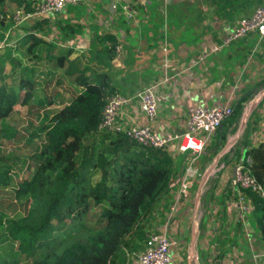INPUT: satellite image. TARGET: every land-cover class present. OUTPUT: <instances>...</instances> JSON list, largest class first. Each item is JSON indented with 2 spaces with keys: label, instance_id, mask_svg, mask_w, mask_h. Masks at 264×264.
Here are the masks:
<instances>
[{
  "label": "crops",
  "instance_id": "1",
  "mask_svg": "<svg viewBox=\"0 0 264 264\" xmlns=\"http://www.w3.org/2000/svg\"><path fill=\"white\" fill-rule=\"evenodd\" d=\"M131 3L135 21L130 25L119 9L111 10V0H84L45 20L43 31L36 35L54 43L53 51L61 56L87 51L81 69L86 65L90 77L106 75L115 93L126 99H134L141 91L161 83L156 94L158 117L152 125L162 135L184 133L189 110L194 106L212 107L228 100L235 105L243 100L241 118L226 130V148L236 143L237 156L229 149L217 156L206 150L192 168L196 186L174 210L178 176L184 159L191 156L184 157L185 153L175 147L169 150L178 167L177 179L149 218L146 239L147 234L165 232L174 243L173 264H264V239L256 228L253 212L243 216L236 210L230 188L240 159L264 143V42L259 43L257 35L250 34L200 60L205 52L221 46L240 20L264 6V0ZM30 23L28 27L34 24ZM24 31L14 35L16 40L26 35ZM117 44H122L120 54L110 51ZM75 59L80 58L72 60ZM40 63L37 74L41 72ZM41 78H35L37 86L41 85ZM118 122L122 130L148 124L136 99L123 107ZM234 134L241 136L238 142L230 140ZM218 136L219 132L213 139ZM224 154H230L228 159L221 157ZM146 239L137 251L123 249L117 264H139Z\"/></svg>",
  "mask_w": 264,
  "mask_h": 264
},
{
  "label": "trees",
  "instance_id": "2",
  "mask_svg": "<svg viewBox=\"0 0 264 264\" xmlns=\"http://www.w3.org/2000/svg\"><path fill=\"white\" fill-rule=\"evenodd\" d=\"M12 1L24 12L31 11L28 0ZM4 3L0 0V16L5 19ZM44 24L34 21L19 39V46L24 49L19 56L26 60L22 68L19 60L13 69L16 73L20 68V81L16 82L19 90L14 84H6L5 79L10 76L0 68V121L13 112L15 105L30 103L37 87L33 79L44 73L37 74V64L54 57L56 45L36 35L43 31ZM3 40L0 31V42ZM110 51H115L113 46ZM12 53L9 50L8 55ZM69 55H58L54 66L72 77V99L46 115L48 123L39 129L44 142L34 154L36 166L31 177L14 180L24 171V160L14 166H0V188L16 189V198L26 200L25 213L8 218L0 236V240L11 238L21 258L0 264H117L123 249L134 252L141 248L148 220L176 178L178 167L169 150L143 147L123 131L98 129L106 96L115 94V89L104 74H96L93 79L85 77L87 66L74 69L72 62L63 70ZM54 75L52 71L47 73V77ZM22 90L27 91L25 98L19 94ZM242 111L240 100L218 130L219 139L212 138L214 148L226 143V130L237 124ZM247 157L251 159L250 173L264 188V143L248 150ZM13 169L18 172L11 174ZM98 175L99 180L92 182ZM247 195L255 206L251 215L264 239V198L251 191ZM97 208L104 221L101 229L92 226L88 218Z\"/></svg>",
  "mask_w": 264,
  "mask_h": 264
},
{
  "label": "built area",
  "instance_id": "3",
  "mask_svg": "<svg viewBox=\"0 0 264 264\" xmlns=\"http://www.w3.org/2000/svg\"><path fill=\"white\" fill-rule=\"evenodd\" d=\"M28 1L33 4L31 11L24 12L23 9H18L16 18L20 19L19 23L28 22L27 20H48L64 12L68 6L78 5L84 0ZM131 1L145 0H111V10L117 12L121 8L129 25L135 21V11ZM250 34H256L259 43L264 42V6L258 7L251 16L240 20L234 30L224 37L222 45L213 47L210 52H205L200 60H205L211 53L218 52L223 47H228L233 42ZM115 50L116 53L120 54L122 44H117ZM164 52H166L165 49ZM164 62V65H166L167 61L164 60ZM160 85L161 83L153 84L134 98L141 104L142 112L148 120V124L136 125L127 130H122L118 122L121 110L134 99H126L115 93L106 96V104L98 129L100 131H123L131 140L143 147L167 150L175 147L180 153L190 154L191 157L186 160L178 176V190L172 208L174 210L183 200L189 198L192 188L196 186L197 179L192 174L193 165L204 154L206 147L223 123L233 114L234 104L228 100L216 103L212 107L194 106L189 110L184 133L162 135L152 125L158 117L156 94ZM250 164L251 159L249 157L240 159L235 166L230 181V188L235 199L234 207L243 216L255 210V206L248 198L247 192H255L264 198V188L258 184L250 173ZM173 245L174 243L165 232L147 234L146 249L139 257V264H173L171 254Z\"/></svg>",
  "mask_w": 264,
  "mask_h": 264
},
{
  "label": "rangeland",
  "instance_id": "4",
  "mask_svg": "<svg viewBox=\"0 0 264 264\" xmlns=\"http://www.w3.org/2000/svg\"><path fill=\"white\" fill-rule=\"evenodd\" d=\"M30 5L32 6L33 4L30 3ZM90 7H93V5H90ZM18 9L19 8L13 3L12 0H5L3 8L5 19L0 16V20H3L2 25L0 23V31L4 35V40L0 42V60L2 61H0V68L3 69L2 73L4 75L10 76L5 79L6 84H14L13 86L16 88V90H19V86L16 85V82L20 81V68L25 65L26 60L19 56V51H24V49L19 46V39L16 40L14 35L24 29L31 28L32 26L28 27L29 24H32L30 22H34L31 20L28 22L19 23L20 19L16 18ZM120 13L123 14L122 11ZM57 22L61 23L62 20L58 19ZM62 26L69 27L70 25L62 24ZM44 40L49 42L48 38ZM15 43L18 44L15 46ZM16 48L18 49L16 50ZM9 50H13L11 55H8ZM53 54L54 57L49 62L45 61L40 63V70L44 72L41 76H39L40 78L42 77L40 79L42 83L41 85L37 86L30 103L28 105H21V103L15 105L13 112L5 120L0 121V156L2 157L0 166H14L16 163H18V161H26V167L24 171L18 173L20 178L18 179L19 176L14 178L16 182L30 178L31 174L34 172L36 166L33 159L34 154L40 149L44 142V134L39 132V129L43 128L48 123L46 115L55 113L58 109L63 107V105L72 99L71 92L75 88V85L71 83L72 77L65 76L62 70H56L54 62H56L58 55L60 56V52L57 51L55 53V51H53ZM76 57L80 58L81 60H72ZM85 59H87V51L68 56V60L64 62L63 70H66L72 62L74 63L72 66L74 69L76 66L77 68H80L83 60L85 61ZM19 60H21L22 65H20V68H18L15 73L13 71L14 65H18ZM48 71H52L53 73H56V75L47 77ZM85 73V77H89V75H87V71ZM26 78L27 76L25 75L24 79ZM33 80L38 82V79ZM26 93L27 91L25 90L19 92L21 98H25ZM40 102H42V105ZM240 137L241 136L238 137L237 134H234L230 137V140L232 139L233 142L235 140L238 142ZM230 146L232 147L226 148L225 143H223L216 149L214 148L213 142L211 141L210 146H208L205 151L207 150L206 152L208 154L212 153L213 156H217L219 154L222 155V152L229 149L228 151H234L235 156H237L236 143H230ZM187 154L188 153L182 155L185 157ZM225 155L226 154L221 157L228 159L230 154L227 156ZM185 161L186 159H184V162ZM15 172H18V170L13 169L11 174ZM99 178L100 175L93 177L92 182H97ZM14 190L16 189L0 188V236L4 233V228L8 218H13L17 215L25 213L26 211V200H18L14 194ZM101 214V209L97 208L88 215L90 224L95 226L96 229H101L103 226L104 221L99 218ZM17 250V247L13 246L11 242V238L7 236L3 237L0 240V263L4 261L10 262L12 261L11 259L21 258L20 255H17Z\"/></svg>",
  "mask_w": 264,
  "mask_h": 264
},
{
  "label": "water",
  "instance_id": "5",
  "mask_svg": "<svg viewBox=\"0 0 264 264\" xmlns=\"http://www.w3.org/2000/svg\"><path fill=\"white\" fill-rule=\"evenodd\" d=\"M249 117H250V114L248 115L246 121L249 119ZM244 126H245V123L243 124L241 130H243ZM244 157H245V156H244ZM207 176H208V175L204 176V177L202 178V180L200 181V184H199V186H198L199 191L202 189V187H203V185H204V182H205Z\"/></svg>",
  "mask_w": 264,
  "mask_h": 264
}]
</instances>
